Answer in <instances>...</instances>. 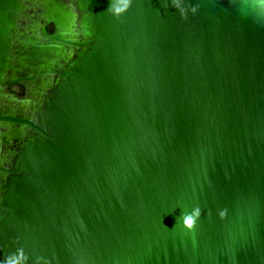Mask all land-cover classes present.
I'll use <instances>...</instances> for the list:
<instances>
[{"label":"water","instance_id":"obj_1","mask_svg":"<svg viewBox=\"0 0 264 264\" xmlns=\"http://www.w3.org/2000/svg\"><path fill=\"white\" fill-rule=\"evenodd\" d=\"M0 264H264V0H0Z\"/></svg>","mask_w":264,"mask_h":264},{"label":"clouds","instance_id":"obj_2","mask_svg":"<svg viewBox=\"0 0 264 264\" xmlns=\"http://www.w3.org/2000/svg\"><path fill=\"white\" fill-rule=\"evenodd\" d=\"M199 216H200L199 209H194L190 214L183 215L182 216L183 227L187 230L193 229Z\"/></svg>","mask_w":264,"mask_h":264},{"label":"trees","instance_id":"obj_3","mask_svg":"<svg viewBox=\"0 0 264 264\" xmlns=\"http://www.w3.org/2000/svg\"><path fill=\"white\" fill-rule=\"evenodd\" d=\"M48 32H52V26L47 27ZM11 91L21 95L23 93V89L20 87H11Z\"/></svg>","mask_w":264,"mask_h":264}]
</instances>
